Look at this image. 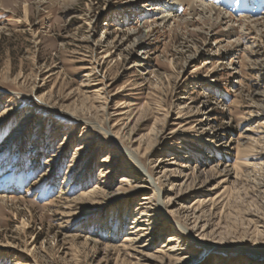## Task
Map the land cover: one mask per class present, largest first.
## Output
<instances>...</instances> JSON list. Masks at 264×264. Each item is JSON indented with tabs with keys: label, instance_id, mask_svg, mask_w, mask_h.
Masks as SVG:
<instances>
[{
	"label": "rangeland",
	"instance_id": "1",
	"mask_svg": "<svg viewBox=\"0 0 264 264\" xmlns=\"http://www.w3.org/2000/svg\"><path fill=\"white\" fill-rule=\"evenodd\" d=\"M155 1L0 0V264H264V0Z\"/></svg>",
	"mask_w": 264,
	"mask_h": 264
},
{
	"label": "bare ground",
	"instance_id": "2",
	"mask_svg": "<svg viewBox=\"0 0 264 264\" xmlns=\"http://www.w3.org/2000/svg\"><path fill=\"white\" fill-rule=\"evenodd\" d=\"M164 0L162 1H155L154 5L151 4V6H149L147 9L148 10H157L159 9L158 5L161 4ZM188 1V7L190 9V13L189 14H192V15H201V14H207V10L205 9L206 6L205 4L201 3L199 5V7L196 6L195 3L196 0H173V3H171L170 5H173V4H176V3H184ZM208 6V5H207ZM209 10V13H210V10L211 12H216L215 15L220 18H222V20H224L226 18L225 14L223 15L222 12H220V10H216L215 8L211 7L208 9ZM207 16V15H206ZM204 18H205V15H204ZM157 19H160L161 22L163 21H168L170 19V15L169 13H166V14H161V16H158ZM207 19V18H206ZM209 19V18H208ZM257 21V20H256ZM154 22H157V20L155 19ZM211 22V21H210ZM255 22V21H253ZM80 123H82L83 121H78ZM104 133H107L108 135H113L115 133H112L111 131H105ZM157 139V138H156ZM118 140V139H117ZM119 141V140H118ZM149 143V142H148ZM152 143V142H151ZM141 146V144H139ZM144 145V144H143ZM153 144L149 145H144L143 147V151L140 152V146H138V148H136L137 150L133 151H129L128 152V155L126 156V162L129 163V165H131V167L138 173H140L142 175V178H135V177H122L120 180L121 182H123L124 184H128L129 186H131L133 189H136V188H146L147 186H151L154 190V194H156L157 196V204H158V208H162L163 209V206H162V201L160 200V194L162 192L161 188L158 186L157 184V180L153 175L152 173V170L155 168H159L157 165H155V167L153 169H149L147 168L145 165H143V163L140 161L139 157H140V153L142 154H146L148 155L149 153L152 152L151 150V147ZM115 153V152H114ZM130 167V168H131ZM125 170H130L129 168H124ZM154 169V170H155ZM157 171V170H156ZM102 174L101 176L103 175L104 177L107 175V171H103L102 170ZM150 187V188H151ZM100 189V188H99ZM95 190V189H94ZM97 192V190H96ZM93 193V192H92ZM90 194V193H89ZM94 194V193H93ZM97 194V193H96ZM2 195V194H1ZM0 195V196H1ZM93 197V196H92ZM147 201V200H146ZM153 202V201H152ZM152 202H149V204H152ZM147 204V203H146ZM150 205L149 207L147 206L146 208L144 209H141V210H144V211H147L148 214H144L145 216H148V217H152L153 215H151V210H150ZM143 212L141 211V214ZM146 213V212H144ZM185 216L187 218H190L192 219V221L189 223V228H187L186 226H184L183 224L181 225L180 229L178 227H174V229L172 230H175V229H178V231L180 232H183L186 234L187 237H194L193 236V233L196 234V236H200V237H203L204 236V232H205V227L207 226L206 225V221L204 223L201 215L199 213L196 214V212H191V213H185ZM150 219H147V221H149ZM189 220V219H188ZM146 221V219L144 220ZM153 221V220H152ZM137 222H140L142 223V221H137ZM202 223V224H201ZM138 225V224H137ZM150 225L149 227V230H151V226L153 225V222H150L149 221V224ZM173 226H177V225H173ZM140 225H138L137 227H135V229H137V232L140 231ZM146 233V232H145ZM147 233H149L147 231ZM179 233V232H178ZM136 234V233H135ZM145 234H140V235H137L133 241H138L139 239H141L142 237H145L144 236ZM176 236L174 237H171L170 238V243H174L172 245H169L167 246L168 247V251H171V252H176V251H181L183 248H185L186 246H184V244H182L183 242V238L181 235L179 234H175ZM95 241H98V240H95ZM99 242V241H98ZM169 243V244H170Z\"/></svg>",
	"mask_w": 264,
	"mask_h": 264
}]
</instances>
